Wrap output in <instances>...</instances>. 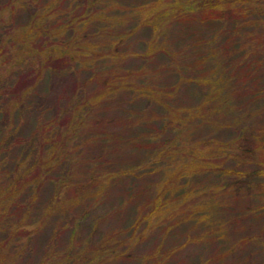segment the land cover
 Returning <instances> with one entry per match:
<instances>
[{"label":"trees","instance_id":"trees-1","mask_svg":"<svg viewBox=\"0 0 264 264\" xmlns=\"http://www.w3.org/2000/svg\"><path fill=\"white\" fill-rule=\"evenodd\" d=\"M71 1L76 3L79 0ZM147 1L150 0H140L139 4L134 5L131 0H127L131 4L128 5L118 0H96L95 7L101 3V10L96 13L104 16L102 22L111 20L113 15L116 17L121 15L115 26L123 24L126 15H131L138 20L148 16L147 20L150 21L153 15L149 10L154 5L150 8L143 6ZM29 2L31 4L28 5L22 0H4L1 3V9L12 20L17 11H25L33 4L40 6L38 0H29ZM55 2L58 6L57 0H45L43 3L40 11H45V13L43 17L41 16L43 20L39 22L41 23L39 27H35L39 29H36L35 33H32L34 30L32 23H36L38 19L35 22L31 21V24H17V33L3 39L0 43V67L4 66L0 69V76L10 77L18 74L25 79L21 83L17 81L9 84L0 80V97L2 95L6 97L0 104V264H19L16 260L28 251L30 244L27 242L29 243L37 229L33 226L35 219L26 222L30 217L27 205H32L36 201L41 190L43 176L52 172L54 174L50 175L51 183H57L59 193L65 194L67 201L65 207L75 209L101 204L110 188L129 178L127 188L123 192L125 198L120 210L123 212L129 206L127 209L133 210L135 216L125 225L104 231L100 229V237L96 242L98 246L89 245L90 242H87L89 245L87 252L92 249L100 250L94 256L98 258V261L81 262L77 259L82 264H108L127 259L125 249L131 246L129 244L142 240L149 231L155 229L168 228L170 230L173 227L182 226V232L193 230V235L189 238L194 242L208 245L215 240L227 246V236L232 220L233 223H241L247 216L253 224L263 225L260 228L261 231L253 236L256 239L260 238L261 234H264V101L259 102L257 99L264 93L263 87L251 90L250 96L243 98V100L248 99L244 102L246 104L257 102L262 106L259 110L262 116L261 126L249 135L253 136V139L249 141L246 137L245 142L233 141L230 143L232 145L226 146L217 136H212L214 131L211 132V129L215 128V124H211L213 119L217 120V123L220 122L221 126L227 121L226 110L222 108V101L227 97L225 87L228 84L225 80L219 82L216 80L214 84L212 80L207 81L210 84L209 92L213 105L204 100L200 106H188L185 103L181 104L184 106L177 107L170 100L174 98L170 84L163 86L158 83L160 86H157L155 82L152 87L146 89L147 92H144L142 86L136 81L137 77L141 76L140 72L122 67L120 62H115L113 59H105L106 55L117 56L122 53L121 50L127 49H121L125 45V40L120 39L117 33L112 34L109 30L111 27L106 30L112 35L104 34L103 31V37H101L104 25L100 24L96 31L89 34L85 32V29H80L82 35H72L69 43L71 45L70 61L76 58L78 62H87L85 64L90 70V77L94 79L87 82L97 83L89 95V100H83V103L78 100L72 102L74 107L77 105L76 110L81 105L85 106L79 110L77 115L79 119L83 117L81 120L83 130L76 139L65 138L63 132L56 127L60 114L43 121L40 115H35L30 127L32 134L25 137L20 130V121L24 117L32 119L31 115L36 111V106L29 102L32 99L30 92L34 89L36 80L43 76H50V72L59 74L69 61L67 56L63 57L60 46L63 45V41H55L53 46L47 42L51 32L54 34L55 31L45 29V26L49 22L53 23L56 18L61 19L62 13L70 11V9L65 11L61 7L58 8ZM250 2L252 0H200L196 7L200 12L197 14V19L201 26L206 27L213 36L215 33L225 34L224 25L228 16L238 15L234 20L236 23H232L233 30L230 34L237 37L243 34L238 25L240 17H246L247 13L256 9L252 4H248ZM120 3L126 5L121 6ZM96 13L92 17L93 20L97 16ZM179 15L180 19H190L189 13L182 12ZM46 19L48 23L44 25ZM113 29L116 30V28ZM41 36L43 37L40 40ZM235 36H231L229 42L235 39ZM60 37L63 36L60 35ZM9 40L13 42L11 52L6 47ZM210 45L208 39H200L195 45L198 53L196 60L184 64L182 73L185 69L196 67L205 73L202 74L204 78L201 81L206 80L208 71L211 74L213 68L208 62L211 56H208V52L203 51V48ZM16 46L19 49H15ZM148 46L152 48L150 43ZM107 47L108 50H106ZM242 47L246 45L242 44ZM228 48H230L228 44L223 43L219 49H216L224 53ZM20 49L23 50V56ZM72 53L75 54L72 56ZM119 55L122 56L123 53ZM95 61H100V63L92 64ZM200 67H202L201 70ZM105 76H109V80H103ZM186 77L193 80L192 75H186ZM194 80H199V76L196 75ZM178 81L185 86L193 83L183 79ZM192 86L196 87V85ZM142 94L147 96L145 101L153 104L150 114L144 116V110L133 107L122 113L123 117L116 115L113 118V121L117 123L120 121L125 129H130L135 124L136 128L130 134L124 135L122 130L117 129L110 133L103 130L93 131L94 125L92 124L97 120L96 116L101 108L116 106L118 109L121 96H128L132 101V97H141ZM67 109L69 110V107ZM74 113L67 111V126L72 124ZM160 119L162 120L161 132L167 125L171 130L179 127L191 138L192 142L196 143L192 156L187 155L188 159H181L178 163L171 162V165L165 164L164 161L167 160L166 163H170L169 159H172V156H155L156 150L151 151L150 148H159L157 153L161 151V145H158L161 133L157 132L159 130L157 127H153L155 130L153 132L148 131L146 126L147 123L156 125L158 124L156 120ZM8 124L11 127L9 130L6 129ZM202 128L207 129L208 136L199 135ZM209 138L214 139L216 143H208ZM27 139L29 140L26 141ZM66 143L71 150L67 149ZM127 146H130L132 153H137L135 150H139L142 146L149 147L145 150L141 149L144 152L140 151L141 156L136 161L137 163L130 164L128 159L125 161L126 164L121 166L120 157L127 151ZM204 146L210 149L211 153L204 155L202 152L206 149ZM16 150L18 155L14 153ZM91 157L95 158L91 159ZM63 160L68 165L66 174L56 171L58 164ZM150 174L153 175L151 177H155L154 180L144 186H135L139 179ZM228 193L238 195L239 199L248 198L249 205L243 213L244 217L239 213L234 216V219L231 216L229 218L228 211H231L234 203L227 196ZM52 201L50 199V203L43 207L41 214L48 206H50L48 213L51 212ZM171 209L176 211L167 214ZM165 215L170 216L166 218ZM168 220L169 224H167ZM28 227L31 229L27 230ZM81 244V248L85 246L84 242ZM47 251L49 257L37 264H52L53 261L68 254L65 247L56 252L52 251L50 241L47 243ZM166 257L167 251L161 255L160 259L165 260ZM95 258H89V260ZM77 260L69 261L68 264H77Z\"/></svg>","mask_w":264,"mask_h":264},{"label":"rangeland","instance_id":"rangeland-1","mask_svg":"<svg viewBox=\"0 0 264 264\" xmlns=\"http://www.w3.org/2000/svg\"><path fill=\"white\" fill-rule=\"evenodd\" d=\"M3 1L0 0V43H2L3 39L12 37L17 33V24H31V21L35 22L38 19L36 23H32L34 25L32 33L39 30L38 28L36 30L35 27H39L41 24L39 22L43 20L41 16L43 17L45 11L41 12L40 10L45 0H38L40 6L33 4L25 11H17L12 20L1 9ZM22 1L28 5L31 4L29 0ZM57 1L58 6L57 2H55V5L58 8L61 7L65 11L70 9V11L62 13L63 17L61 19L56 18L53 23H48L47 19L44 21V25L48 23L45 29L55 31L54 34L51 32L50 39L47 42L53 46L55 41H63V45H60L63 57L67 56L69 61L65 64L64 70L59 74L50 72V76H43L36 80V85L30 92L32 99L29 101L36 106V111L31 115L32 119H25L24 117L20 121V130L25 137L32 134L30 127L35 115H40L43 121L51 119L53 116L55 118L56 114H60L56 127L63 132L65 138L76 139L77 135L83 130V126L81 125L83 117L79 119L77 115L79 114V110L85 106L81 105L76 110L77 105L74 107L72 102L78 100L80 103H83V100H89V95H91L97 83L95 81L87 82L88 80H94L90 77V70L87 68L88 65L85 64L87 62H78L76 58L70 61L69 50L71 45L69 43L71 42L72 35H82L80 29H85V32L89 34L96 31L100 27V24H103L102 28L104 27V29L101 30V37H103V31L104 34L109 35L117 33L120 35V39L125 40V45L121 49L128 50H121L122 56L119 55L122 53H119L117 56L112 55L113 57L106 55L105 59H113L115 62H120L122 67L140 72L141 76L137 77L138 80L136 81L138 85L142 86V91L144 90V92H147L146 89L152 87L155 82L157 86H160L159 84L163 86L170 84L174 97L170 100L177 107H182L184 105L181 104L185 103L188 106H200L204 100L213 105L211 93L209 92L210 84L207 81L212 80L214 84L216 80L218 82L225 80V83L228 84L225 87L227 97L222 101V108L226 110L227 115L225 118L227 121L221 126L220 122L217 123V120H215V123L213 119L211 124H215V128L214 130L211 129V132L214 131L212 136H217L220 142L226 146L232 145L230 143L233 141L245 142L246 137L249 141L253 139V136L250 137L249 135L250 132H255L261 126L262 116L259 110L262 109V106L257 104V102L246 104L244 102L248 99L243 100V98L249 97L252 92L251 90H257L260 87L264 88V0H252V2L248 3L249 5L252 4L256 9L250 11L249 14L247 13L246 17H240L238 25L243 34L237 37L230 34L233 30V24L236 23L234 20L238 15L234 16L232 14L228 18L226 17L224 25L226 33L223 35L215 33L212 36L206 27H202L200 21L197 19V14H200V12L196 9L200 0H150L143 5L147 8L154 5L149 10L150 14L153 15V17H150V21L147 20L148 16L147 18H142L141 16L140 18L142 19L138 20L131 15H126L123 24L119 26L115 25L121 15L115 14V11L113 13L118 17L113 15L111 20L102 22L104 16L96 13L101 10V3L95 7L96 0H79L76 3L71 0ZM118 1H124L126 4L131 5L127 0ZM131 1L134 5L140 2V0ZM120 4L121 6L126 5ZM126 9L128 8L126 7ZM182 12L189 13L190 19H180L179 13ZM95 13L97 16L93 20L92 17ZM99 19L101 21H98ZM244 21H247V23H243ZM80 26L83 27L80 28ZM110 27L111 29H109ZM113 28H116L117 31ZM106 29L111 30L112 34ZM60 35L63 37L61 38ZM43 36L39 39L41 40ZM231 36H235V39L229 42ZM200 39H208L211 43L209 47L203 48V51L208 52V56H211L208 62L212 66L213 72L210 74L208 71V77L204 81L201 80L204 78L202 74L205 73L199 71L196 67L184 68L185 70L182 73V66L184 64L196 60L198 53L196 52L195 45L199 43ZM12 43L11 40L6 43L7 50L10 52L13 51ZM148 43L152 45V48L148 46ZM223 43L228 44L230 47L225 49L224 53L220 52L221 50L217 51ZM242 44H245L246 47H242ZM15 49L19 48L16 46ZM106 50H108V47ZM20 51L23 56V50L20 49ZM57 52L60 53L59 50ZM74 54L72 53V56ZM97 63H100V61H95L92 64L95 65ZM117 65L119 64L117 63ZM3 67L2 65L0 69ZM201 69L202 67H200ZM4 72L5 70L2 74ZM186 75H192L193 80H189ZM196 75L199 76V80H194ZM232 75L233 77H230ZM109 76L103 77V80H109ZM114 78L116 80L115 76ZM181 79L188 80L194 84L190 83L185 86L181 81H178ZM0 80L9 84L17 81L21 83L25 79L16 74L10 77L8 75L5 77L0 76ZM192 85H196V87ZM6 87L8 86L6 85ZM247 89L248 91H246ZM5 98L4 95L0 97V104H2ZM132 98L133 102L128 96H121L118 109H116V106L101 108L96 116L97 120L95 121L97 122L94 121L92 124L94 125L93 131L103 130L110 133L112 130L117 129L122 130L124 135L130 134L136 128V125L134 124L130 129H125L120 121L118 123L117 121H113L114 116L119 115V117H123L122 113L131 110L133 107L144 110L143 113L146 116L150 114V110L153 107L152 102L145 101L147 98L145 94H142L141 97ZM257 100L259 102L261 100L264 101V93ZM67 107H69V110ZM67 111L71 113L75 112V117L70 126H67ZM231 121L234 122L230 123ZM74 122L77 124L74 125ZM156 122L158 124L147 123L146 126L148 131L153 132H155L153 127H157L159 129L157 132L161 133L158 144L161 145V151L157 153L159 148H150L151 151L156 150L155 156H172V159H169L170 163H166L167 160L164 161L165 164L169 165H171V162L178 163L181 159H186L187 155L192 156L196 143L192 142L191 138L185 134L182 128L178 127L171 130L167 125L164 131L161 132L162 124L160 123H162V120H156ZM10 128V124H8L6 129L9 130ZM206 133L207 129L202 128L199 135L206 137L208 136ZM211 142L215 141L209 138L208 143ZM68 143L72 144L71 142ZM68 143H66L67 149L71 150ZM127 147V151L120 157L121 166H124L126 164L125 161H128V159L130 160V164L137 163L136 161L141 156V149H148L147 147L149 146L140 147L139 150H135L137 153L130 152V146ZM202 152H204V155L211 153L208 148ZM14 153L18 155L17 150ZM93 158L95 157H91V159ZM56 171L66 174L65 172L68 171L67 162L65 160L60 162ZM52 174L54 172L43 176L41 190L39 193L37 192L36 201L32 205H27L30 217L27 218L26 222L35 219L33 226H36L37 230L29 243L27 242V244H30L28 251L16 261L19 264H37L42 259H46L49 257L47 243L50 241L52 251L56 252L65 247L68 252L65 257L53 261L52 264H68L69 261L75 259L81 260V262H97L98 258L94 256L100 250L92 249L90 252H87V247L90 244L98 246L96 242L100 237V229L104 231L125 225L128 220H132V217L135 216L133 210L127 209L129 206L123 212L120 210L125 198L123 192L127 188L129 178L110 188L106 192L101 204L91 207L86 206V209H75L74 207H65L67 202L64 197L65 194L61 195L59 193L57 183H51L52 179L50 175ZM151 176L153 175L150 174L145 178L139 179L135 186L147 185L155 179V177ZM60 195L62 196L61 200L59 199ZM227 196L234 203L231 211H228L229 218L231 216L234 219V216L239 213L244 217L243 213L249 205L248 198L239 199L238 195H231L230 193ZM50 199L53 200L51 212L48 213L50 207L48 206L46 211L41 214L43 207L50 203ZM175 209H178V207H175ZM145 210H147V207H145ZM13 211L15 212V208H13ZM168 216L170 215H165L166 218ZM173 216H175V213H173ZM169 223L170 221L168 220L167 224ZM262 226L259 223L253 224L247 216L243 218L241 223H233L232 220L227 236V246H223L215 240L208 245L194 242L189 238L190 236L192 237L193 230L182 232V226L173 227L170 230L168 228L155 229L154 231H149L142 240L129 244L131 246L125 249L127 259L108 264H264V234H261L258 239L253 238V236H256L261 231L260 228ZM183 228L187 227L183 226ZM30 229L31 227H28L27 230ZM93 229L97 230L94 231ZM81 242L85 243V246L82 248ZM87 242H90L89 245ZM236 244L237 246L235 247ZM166 251V259H160L161 255ZM150 256L151 258H148ZM89 258L95 259L89 260ZM86 259L88 260L86 261ZM78 260L77 264H82Z\"/></svg>","mask_w":264,"mask_h":264}]
</instances>
